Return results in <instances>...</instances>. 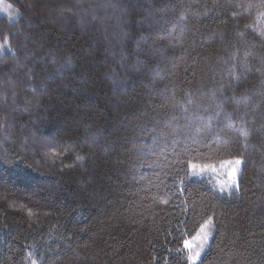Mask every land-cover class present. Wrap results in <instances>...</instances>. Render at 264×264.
<instances>
[{
  "label": "trees",
  "instance_id": "16d2710c",
  "mask_svg": "<svg viewBox=\"0 0 264 264\" xmlns=\"http://www.w3.org/2000/svg\"><path fill=\"white\" fill-rule=\"evenodd\" d=\"M0 7V264H264V0Z\"/></svg>",
  "mask_w": 264,
  "mask_h": 264
},
{
  "label": "rangeland",
  "instance_id": "374dc122",
  "mask_svg": "<svg viewBox=\"0 0 264 264\" xmlns=\"http://www.w3.org/2000/svg\"><path fill=\"white\" fill-rule=\"evenodd\" d=\"M0 11L7 13L9 9L7 8L2 9L0 7ZM236 160H240L241 165L237 166L235 163ZM242 165L243 162L241 159H229V160L221 161L217 164H210V165H198V166L193 165L190 168V174L195 179H199V180L206 179L214 188H216L220 192H231L236 190L237 188ZM206 232L210 233L211 235L206 243L205 250L201 252V256L207 250L211 238L213 236L212 220L210 218L204 221V223L198 228V231L191 238L185 240V241H189L190 243V247L187 248L185 247L184 244V247L188 252V257L190 255H195L196 252L200 251L201 245L205 244L203 237ZM199 259L196 261V263L199 261ZM190 264H192L191 261Z\"/></svg>",
  "mask_w": 264,
  "mask_h": 264
},
{
  "label": "snow or ice",
  "instance_id": "6c2138e0",
  "mask_svg": "<svg viewBox=\"0 0 264 264\" xmlns=\"http://www.w3.org/2000/svg\"><path fill=\"white\" fill-rule=\"evenodd\" d=\"M6 47H7V40L5 41L4 44H0V52H3V51L5 50ZM78 159H83V158H82V157H78ZM235 163H236L237 166L241 165V161H240V160H236ZM222 190H223V189H222ZM210 235H211L210 233H207V232H206V233L204 234V237H203V239H204V241H205V244H202V245H201V247H200V251L196 252L195 255H190V256L188 257V259L192 262V264H196V261H197V260L200 258V256H201V252H203V251L205 250L206 243H207V241L209 240ZM184 244H185V247H186V248H187V247H190V243H189V241H185ZM33 264H35V261L33 262Z\"/></svg>",
  "mask_w": 264,
  "mask_h": 264
}]
</instances>
